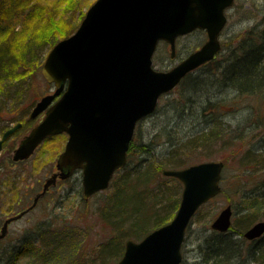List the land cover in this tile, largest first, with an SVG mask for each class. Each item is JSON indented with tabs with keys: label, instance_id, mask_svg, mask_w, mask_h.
Instances as JSON below:
<instances>
[{
	"label": "rangeland",
	"instance_id": "1",
	"mask_svg": "<svg viewBox=\"0 0 264 264\" xmlns=\"http://www.w3.org/2000/svg\"><path fill=\"white\" fill-rule=\"evenodd\" d=\"M95 1L0 0V50H6L9 58L1 69L5 77L0 85V131L15 125V120L23 123L0 154V227L5 219L30 206L44 181L55 171L56 159L67 142L65 133L49 137L28 160L15 165L11 163L12 152L40 121L41 115L29 119L31 108L54 91L41 75L46 54L63 38V26L73 28L70 35L74 33ZM233 3L225 10L226 26L219 35L221 50L215 56L217 63L228 52L234 58L238 49L241 52L248 44H261L264 0ZM206 41V33L198 29L180 36L175 41L173 57L169 44L160 42L152 57L153 69H172ZM30 47H35L34 59L28 65L21 64ZM209 69L202 65L189 72L187 82L182 80L188 74L158 100L152 114L137 123L131 158L124 167L134 182L137 172L149 171L148 179L141 181L137 190H141L147 204L148 219L143 233H150L164 225H156L158 219H172L182 193V183L163 176L162 169L178 170L206 161H224L223 192L200 207L191 219L180 264H212L203 252V241L213 232L211 223L227 205L233 210L229 234L239 240L245 256V250L254 241L245 240L243 233L264 220V90L252 94L214 86L203 93L194 91L199 80L209 82ZM203 98H212L217 108L203 113ZM122 175L121 171L116 173L108 188L87 199L83 198L80 172L57 183L30 212L9 224L6 235L0 239V264L117 262L126 241L140 242L145 236L142 232L135 234L131 219L120 221L118 211L106 204L115 194ZM261 238L258 244L264 247V236ZM108 241L114 243L101 251V245ZM256 260L264 264V255H256ZM239 261L230 264H240Z\"/></svg>",
	"mask_w": 264,
	"mask_h": 264
},
{
	"label": "water",
	"instance_id": "2",
	"mask_svg": "<svg viewBox=\"0 0 264 264\" xmlns=\"http://www.w3.org/2000/svg\"><path fill=\"white\" fill-rule=\"evenodd\" d=\"M233 0H96L88 7L75 33L56 42L45 57L41 75L56 88L32 108L29 118L45 112L41 121L20 140L12 160H26L49 136L67 134L56 160L58 175L43 184L40 196L55 183L81 169L84 198L109 186L115 170L126 165V154L138 121L153 113L162 95L175 88L187 73L214 59L221 50L219 34L224 10ZM203 30L207 41L172 69L152 68L159 41L175 52L177 37ZM59 95V97H58ZM58 97L59 99L52 103ZM18 127L5 132V138ZM221 161H206L161 174L182 183L180 203L172 219L140 242H125L119 261L112 264H180L185 231L197 210L221 192ZM27 211L7 219L17 220ZM230 205L210 225L227 233L232 224ZM264 235V220L250 226L247 241Z\"/></svg>",
	"mask_w": 264,
	"mask_h": 264
},
{
	"label": "trees",
	"instance_id": "3",
	"mask_svg": "<svg viewBox=\"0 0 264 264\" xmlns=\"http://www.w3.org/2000/svg\"><path fill=\"white\" fill-rule=\"evenodd\" d=\"M69 26H63V31L65 33L62 39H65L70 35ZM72 34V33H71ZM260 34V33H259ZM261 44L259 46L254 44H248L246 49L242 48L241 52L238 49L237 54L234 55V58L229 57L231 55L227 53L228 56H224L220 63L216 62V57L214 60L208 62L207 66L209 69V82H205L204 80H199L194 85L197 92L201 91L202 93L210 90L212 87H225V88H235L240 92H263L264 90V29H262L260 35ZM61 40V39H60ZM59 41V40H58ZM42 42V41H40ZM49 42V41H48ZM56 43V42H55ZM43 44V43H42ZM55 44L52 45V47ZM35 46V44H34ZM51 47V48H52ZM32 47L23 54V59L21 60V64H27L31 59H34L35 56V47L31 50ZM6 50H0V85L4 80L2 75V67L9 62V58L7 59ZM8 60V61H7ZM26 62V63H25ZM28 65V64H27ZM190 79V74H188L182 81L185 83ZM193 85V84H192ZM193 87V86H192ZM207 87V88H206ZM203 96V94H202ZM202 109L201 111L207 112L213 110V108H217V103L214 102L212 98L202 99ZM210 134L212 135V129L210 128ZM204 137V136H203ZM132 144H130L127 160L131 158L132 152ZM141 149V148H140ZM129 161V160H128ZM224 164V161L222 162ZM159 168V167H158ZM126 168L120 169L123 173L120 179V183H118L115 194H112L109 197V200L106 204H108V208H112L113 210L118 211L120 221H124L128 219V217L132 221V226L135 231L138 232L135 234L139 235L141 232L143 233L146 230L144 222L148 219L145 217L147 204L144 201L145 197L141 190H137L139 188V184L142 182H146L149 176V171L147 173L137 172L136 182L132 181V177H129L128 172H125ZM118 171V170H117ZM119 171V172H120ZM117 172V173H119ZM142 181V182H141ZM113 182V181H111ZM223 192V189L221 190ZM136 195H133V194ZM128 194V195H127ZM175 207V205H174ZM260 207V206H259ZM258 207V208H259ZM261 208V207H260ZM121 213V215H120ZM171 220V219H170ZM169 220V221H170ZM168 221V222H169ZM120 223V222H118ZM117 223V224H118ZM167 223V218H161L155 221L156 225L161 226L162 224ZM115 224V226H118ZM119 228V227H118ZM118 230V229H117ZM231 228L227 231V233H219V232H211L210 236L204 239L203 243L206 247L203 249L204 254H207V260L212 261V264H230L233 261H241V258L244 254L239 240L233 239V237L229 234ZM148 234V232L143 233ZM262 238L255 240L252 245H250L246 250V256L242 259V261L238 262L240 264H247L245 260H248L249 263L251 261L252 264H259L256 260V255L258 257H262L264 255V247L259 246ZM114 242L108 241V243L101 245V251L105 248H108L110 244ZM99 250V252H101ZM98 252V253H99Z\"/></svg>",
	"mask_w": 264,
	"mask_h": 264
},
{
	"label": "flooded vegetation",
	"instance_id": "4",
	"mask_svg": "<svg viewBox=\"0 0 264 264\" xmlns=\"http://www.w3.org/2000/svg\"><path fill=\"white\" fill-rule=\"evenodd\" d=\"M44 114H41V117L43 116ZM41 119V118H40ZM16 121V123H15V125H13V126H11V127H7V128H5L4 130H2V131H0V140H2L3 139V136L5 135V132L7 131V130H10V129H12V128H15V126H17L18 125V127L16 128V130L15 131H13V133H11L10 135H8L6 138H5V140L2 142V146H1V150H0V154L4 151V149H5V146H6V144H7V142H8V140L11 138V137H13L15 134H16V131H18V129H20L21 127H22V125H23V123L22 122H20V121H17V120H15ZM37 124V123H36ZM35 124V125H36ZM35 125H33L32 127H34ZM31 127V128H32ZM30 128V129H31ZM16 148V147H15ZM18 162H20V161H18ZM17 162V163H18ZM11 163H13L12 162V159H11ZM17 163H13L14 165L15 164H17ZM56 166V165H55ZM77 172V171H76ZM57 173V169L55 168V171H53L52 172V175H54V174H56ZM51 175V176H52ZM73 175H75V174H73ZM72 175V176H73ZM72 178V177H71ZM70 179V178H69ZM69 179H66V180H69ZM66 180H60L58 177L56 178V180H55V183L53 184V185H51L41 196H40V198L37 200V202H36V204L41 200V198H43V197H45V195L46 194H48L49 193V191L51 190V188L52 187H56L57 186V183H59L60 181H66ZM45 182V181H44ZM44 184V183H43ZM42 184V185H43ZM43 187H44V185L42 186V188H41V190H40V192H42L43 191ZM40 192L39 193H37V194H35V196L36 195H38V194H40ZM35 198V197H34ZM34 198H33V200H34ZM32 203H33V201H32ZM32 203L30 204V206L32 205ZM35 204V205H36ZM30 206H28L27 207V209H23V210H21L19 213H21V212H24V211H26V210H29L30 209ZM34 207V206H33ZM33 207L30 209V210H32L33 209ZM28 212H30V211H28ZM28 212H26V213H28ZM18 213V214H19ZM25 213V214H26ZM17 214V215H18ZM16 215H14V216H10V217H15ZM9 217V218H10ZM9 218H7V219H9ZM7 219H5V221L7 220ZM4 221V222H5ZM4 222H3V224H4ZM11 222H13V221H11ZM11 222H9V224L11 223ZM3 224H2V226L0 227V231H1V229H2V227H3ZM9 224L6 226V228H5V233L4 234H2V231L0 232V239L1 238H3L5 235H6V233H7V228H8V226H9Z\"/></svg>",
	"mask_w": 264,
	"mask_h": 264
}]
</instances>
